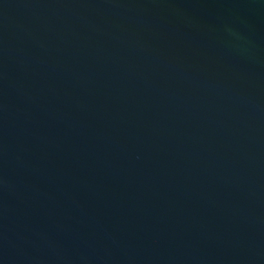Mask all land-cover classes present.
<instances>
[{
	"label": "water",
	"instance_id": "1",
	"mask_svg": "<svg viewBox=\"0 0 264 264\" xmlns=\"http://www.w3.org/2000/svg\"><path fill=\"white\" fill-rule=\"evenodd\" d=\"M0 264H264V0H0Z\"/></svg>",
	"mask_w": 264,
	"mask_h": 264
}]
</instances>
